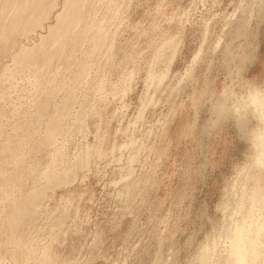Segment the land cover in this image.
<instances>
[{
  "label": "rangeland",
  "instance_id": "obj_1",
  "mask_svg": "<svg viewBox=\"0 0 264 264\" xmlns=\"http://www.w3.org/2000/svg\"><path fill=\"white\" fill-rule=\"evenodd\" d=\"M253 219L264 0H0V264H194Z\"/></svg>",
  "mask_w": 264,
  "mask_h": 264
},
{
  "label": "clouds",
  "instance_id": "obj_2",
  "mask_svg": "<svg viewBox=\"0 0 264 264\" xmlns=\"http://www.w3.org/2000/svg\"><path fill=\"white\" fill-rule=\"evenodd\" d=\"M259 95L256 93L254 97L241 101V104L246 105V110H251ZM240 116L241 110L239 109L220 112L209 123L206 130L211 133L219 124L223 123L226 117L238 121ZM262 237H264V225L255 219L243 224H226L222 238L214 246L210 242L209 245L202 247L194 264H213L215 247H222L223 249L220 254V264H255V260L258 258V250L264 246Z\"/></svg>",
  "mask_w": 264,
  "mask_h": 264
}]
</instances>
